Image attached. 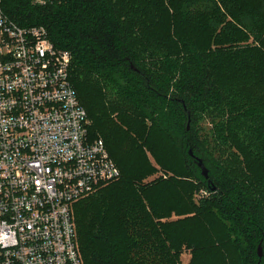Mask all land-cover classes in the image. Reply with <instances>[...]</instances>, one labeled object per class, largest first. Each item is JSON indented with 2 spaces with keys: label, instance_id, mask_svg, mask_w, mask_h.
I'll return each mask as SVG.
<instances>
[{
  "label": "trees",
  "instance_id": "1",
  "mask_svg": "<svg viewBox=\"0 0 264 264\" xmlns=\"http://www.w3.org/2000/svg\"><path fill=\"white\" fill-rule=\"evenodd\" d=\"M3 6L71 52L90 134L121 170L76 203L85 264H184L185 250L195 264L212 249L264 264V0Z\"/></svg>",
  "mask_w": 264,
  "mask_h": 264
},
{
  "label": "built area",
  "instance_id": "2",
  "mask_svg": "<svg viewBox=\"0 0 264 264\" xmlns=\"http://www.w3.org/2000/svg\"><path fill=\"white\" fill-rule=\"evenodd\" d=\"M71 61L45 27L20 25L0 0V264H85L74 207L121 176L90 134Z\"/></svg>",
  "mask_w": 264,
  "mask_h": 264
},
{
  "label": "rangeland",
  "instance_id": "3",
  "mask_svg": "<svg viewBox=\"0 0 264 264\" xmlns=\"http://www.w3.org/2000/svg\"><path fill=\"white\" fill-rule=\"evenodd\" d=\"M148 155H149V153H148ZM199 174H200V172H199ZM200 176H201V174H200ZM197 182H198V180L195 181V185H196L195 198H196V200L199 199V196H202V191H203V189H198ZM76 208H77V205H75V207H74L75 217H76V212H77ZM85 215H86V218H88L89 215H90V211L86 210L85 211ZM75 222H76V218H75ZM189 258H190V251L189 250H185L184 253L182 254L183 263L187 264ZM205 263L206 264H225L226 262H225L224 255L222 256V254L220 253L219 249L218 250L217 249H215V250L212 249V251H209V252L208 251H205V252L199 251V252H197L195 264H205ZM234 264H240V261H239L238 257L235 258Z\"/></svg>",
  "mask_w": 264,
  "mask_h": 264
},
{
  "label": "water",
  "instance_id": "4",
  "mask_svg": "<svg viewBox=\"0 0 264 264\" xmlns=\"http://www.w3.org/2000/svg\"><path fill=\"white\" fill-rule=\"evenodd\" d=\"M187 112H188V115L190 116V112L188 110H187ZM189 122H190V120H189ZM187 127H188V129L190 128L189 124ZM189 155L194 157L195 162L197 163L198 167L200 168L201 174L203 175V177H205L206 179H209V169L205 165L204 161L200 157L196 156L192 149L189 150ZM258 256H259V259L261 260V258L263 256V248H262L261 244L258 247ZM258 264H260V263H258Z\"/></svg>",
  "mask_w": 264,
  "mask_h": 264
},
{
  "label": "crops",
  "instance_id": "5",
  "mask_svg": "<svg viewBox=\"0 0 264 264\" xmlns=\"http://www.w3.org/2000/svg\"><path fill=\"white\" fill-rule=\"evenodd\" d=\"M189 261H190V258H189V260H188V263H189ZM188 263H187V264H188ZM184 264H185V263H184Z\"/></svg>",
  "mask_w": 264,
  "mask_h": 264
}]
</instances>
